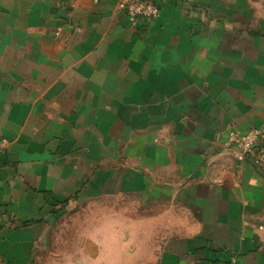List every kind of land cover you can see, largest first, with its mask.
I'll return each mask as SVG.
<instances>
[{
	"label": "crops",
	"instance_id": "1",
	"mask_svg": "<svg viewBox=\"0 0 264 264\" xmlns=\"http://www.w3.org/2000/svg\"><path fill=\"white\" fill-rule=\"evenodd\" d=\"M155 2L132 27L121 0H0V264L117 197L158 207V264H264V167L226 145L264 126V0Z\"/></svg>",
	"mask_w": 264,
	"mask_h": 264
},
{
	"label": "rangeland",
	"instance_id": "2",
	"mask_svg": "<svg viewBox=\"0 0 264 264\" xmlns=\"http://www.w3.org/2000/svg\"><path fill=\"white\" fill-rule=\"evenodd\" d=\"M157 214L156 205L138 199L76 202L57 215L45 255L35 264H158ZM145 215L151 216L146 232Z\"/></svg>",
	"mask_w": 264,
	"mask_h": 264
},
{
	"label": "built area",
	"instance_id": "3",
	"mask_svg": "<svg viewBox=\"0 0 264 264\" xmlns=\"http://www.w3.org/2000/svg\"><path fill=\"white\" fill-rule=\"evenodd\" d=\"M121 10L134 27L140 22H151L159 16L155 0H121ZM8 142L0 139V155ZM226 145L237 152V160H252L258 167H264V126L244 133L229 131Z\"/></svg>",
	"mask_w": 264,
	"mask_h": 264
}]
</instances>
